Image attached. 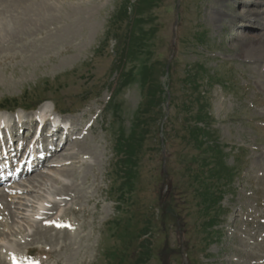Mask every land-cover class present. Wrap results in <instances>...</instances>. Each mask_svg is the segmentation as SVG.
I'll return each mask as SVG.
<instances>
[{"label":"rangeland","instance_id":"1","mask_svg":"<svg viewBox=\"0 0 264 264\" xmlns=\"http://www.w3.org/2000/svg\"><path fill=\"white\" fill-rule=\"evenodd\" d=\"M45 3L0 35V264H264V0Z\"/></svg>","mask_w":264,"mask_h":264},{"label":"bare ground","instance_id":"2","mask_svg":"<svg viewBox=\"0 0 264 264\" xmlns=\"http://www.w3.org/2000/svg\"><path fill=\"white\" fill-rule=\"evenodd\" d=\"M25 1H27V0H25ZM45 1H47V0H45ZM45 1H43L42 2V4H41V6H39V7H36L35 6V9H33V6H27V7H22L20 4H19V1L17 2V0H13L12 2H11V4L10 5H6V3H5V5L6 6H4L1 10L2 11H0V16L3 14V11H5V12H10V10L12 9V8H14V6H15V8H17V9H19L20 10V8H21V13H20V16H18V17H16V18H14V16H12L11 15V17L10 18H12V19H10L9 21L8 20H5L4 18H5V15L3 16V18L2 17H0V35H3V34H5V35H7V34H9V31L11 30V28H13L14 27V25L15 24H17V23H25L26 25H27V23H33V22H36V19H37V16H43L45 13H47L48 12V10H49V7L46 5V3H45ZM15 8H14V10H15ZM247 11V10H246ZM17 12V11H16ZM249 13L251 14V15H253V16H257V17H259L260 16V14L259 13H257V12H251V11H249ZM264 13V12H263ZM246 15H248L247 14V12H245L244 13V15L243 16H245L246 17ZM8 17V16H7ZM33 17L35 18V19H33ZM256 17V18H257ZM255 18V17H254ZM11 22H12V24H11ZM24 24V25H25ZM0 39H2V37L0 36ZM241 39H243V40H250V42H248V43H251L250 44V46H252L253 48H246V49H248V50H246V49H244V47H245V44L242 46H240L241 48H242V50H246V54H250L251 52H256L257 53V50L258 51H260V52H264V39L262 38V39H258V40H253V39H251V38H248V37H246V36H243V37H241ZM253 40V41H252ZM0 41H2V40H0ZM1 44V43H0ZM260 45H263V46H261V47H257V46H260ZM4 50V49H3ZM46 107H45V105H41L38 109H35V110H33V111H30V112H27V116L26 115H24L23 113V111H20V110H18L17 111V113H21L22 114V117L24 118V117H28V121H30V123H31V125H35L36 123H37V120L39 121V122H42L43 121V118H44V116H43V113L46 111ZM52 114H54V113H52ZM19 115V114H18ZM54 116V121L55 120H57V121H59V119H63V120H65L66 118H65V116H58V115H53ZM18 116L14 113V114H10V113H7V112H0V123H5V124H7V123H9V121H10V119L11 118H17ZM18 119V118H17ZM16 119V120H17ZM17 123L20 125V126H22V125H24V121H17ZM46 125V124H45ZM11 129H12V131H15L16 129H17V125H12L11 126ZM39 142L41 143V145L43 144V142H44V140L41 138L40 140H39ZM33 146H35V142L33 143ZM57 145H53V147L49 150V152H51L50 154L52 155V156H58L59 158H60V148H57L56 147ZM65 147V146H64ZM59 154V155H58ZM62 155V154H61ZM65 156H67V155H65ZM55 159H57V158H55ZM68 159V158H67ZM56 161H58V160H56ZM38 162V161H37ZM36 162V166H37V163ZM32 170V169H31ZM31 170H29V173H25L26 175H28V174H30V172H31ZM28 189V188H27ZM64 192V191H63ZM69 192V191H68ZM72 192V191H71ZM21 193V192H20ZM65 193V192H64ZM67 194V193H66ZM45 195V194H44ZM60 195V194H59ZM68 195V194H67ZM2 196V195H1ZM2 197H4V196H2ZM2 197L0 198V201H1V199H2ZM76 197V196H75ZM8 198V197H7ZM5 199V198H4ZM7 200V199H6ZM74 210H72V212H73ZM46 219H48V218H46ZM54 219V218H53ZM48 228V227H47ZM43 229H44V227H43ZM49 230V229H48ZM51 230V229H50ZM82 230V229H81ZM47 231V230H46ZM40 232V231H39ZM80 232V231H79ZM38 233V232H37ZM78 235V234H77ZM77 238V237H76ZM79 242V241H78ZM72 245V244H71ZM64 247H66V246H61V248L63 249ZM67 249L69 248V247H66ZM36 250V248H31V249H27V251H26V255H30V253L32 252L33 253V251H35ZM52 252H54L55 251V249H52L51 250ZM59 251V250H58ZM6 252H7V250H6ZM42 253H44L43 251H42ZM47 254H49V253H47ZM13 259V262H15V263H18L17 262V260L13 257L12 258Z\"/></svg>","mask_w":264,"mask_h":264},{"label":"water","instance_id":"3","mask_svg":"<svg viewBox=\"0 0 264 264\" xmlns=\"http://www.w3.org/2000/svg\"><path fill=\"white\" fill-rule=\"evenodd\" d=\"M181 264H189L186 255L182 256V262Z\"/></svg>","mask_w":264,"mask_h":264}]
</instances>
